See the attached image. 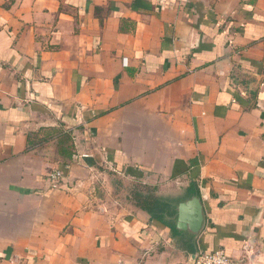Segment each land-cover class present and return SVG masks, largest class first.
Here are the masks:
<instances>
[{
  "label": "crops",
  "instance_id": "obj_1",
  "mask_svg": "<svg viewBox=\"0 0 264 264\" xmlns=\"http://www.w3.org/2000/svg\"><path fill=\"white\" fill-rule=\"evenodd\" d=\"M247 247L264 264V0H0V264Z\"/></svg>",
  "mask_w": 264,
  "mask_h": 264
},
{
  "label": "water",
  "instance_id": "obj_2",
  "mask_svg": "<svg viewBox=\"0 0 264 264\" xmlns=\"http://www.w3.org/2000/svg\"><path fill=\"white\" fill-rule=\"evenodd\" d=\"M177 211V229L189 231L194 238L202 232L205 225V213L201 199L197 196L191 197L188 201L179 203ZM198 251L191 254L189 264H194Z\"/></svg>",
  "mask_w": 264,
  "mask_h": 264
},
{
  "label": "built area",
  "instance_id": "obj_3",
  "mask_svg": "<svg viewBox=\"0 0 264 264\" xmlns=\"http://www.w3.org/2000/svg\"><path fill=\"white\" fill-rule=\"evenodd\" d=\"M49 180L52 188H59L65 180L64 174L60 170H55L49 175ZM194 264H256V262L254 252H252L250 247H247L244 248L243 258L240 260H236L220 250L211 254L198 253Z\"/></svg>",
  "mask_w": 264,
  "mask_h": 264
},
{
  "label": "trees",
  "instance_id": "obj_4",
  "mask_svg": "<svg viewBox=\"0 0 264 264\" xmlns=\"http://www.w3.org/2000/svg\"><path fill=\"white\" fill-rule=\"evenodd\" d=\"M135 199L137 201V205L150 214L151 219L160 220V218H162L164 213L167 211V206L164 204H158V200H154L152 196L143 197L140 194H136Z\"/></svg>",
  "mask_w": 264,
  "mask_h": 264
}]
</instances>
